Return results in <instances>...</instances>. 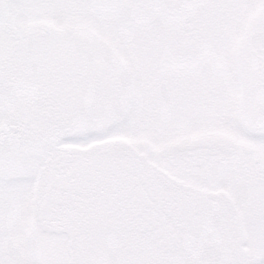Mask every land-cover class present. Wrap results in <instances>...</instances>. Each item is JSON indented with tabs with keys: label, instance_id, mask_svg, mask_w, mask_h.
I'll return each instance as SVG.
<instances>
[{
	"label": "snow or ice",
	"instance_id": "1",
	"mask_svg": "<svg viewBox=\"0 0 264 264\" xmlns=\"http://www.w3.org/2000/svg\"><path fill=\"white\" fill-rule=\"evenodd\" d=\"M0 264H264V0H0Z\"/></svg>",
	"mask_w": 264,
	"mask_h": 264
}]
</instances>
